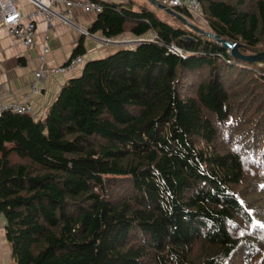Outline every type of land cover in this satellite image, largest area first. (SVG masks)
Segmentation results:
<instances>
[{"label": "trees", "instance_id": "16d2710c", "mask_svg": "<svg viewBox=\"0 0 264 264\" xmlns=\"http://www.w3.org/2000/svg\"><path fill=\"white\" fill-rule=\"evenodd\" d=\"M200 3L215 35L264 52V0ZM102 6L90 33L114 38L135 20L130 32L151 30L161 46L87 62L43 120L4 113L0 215L13 263L264 264L263 62Z\"/></svg>", "mask_w": 264, "mask_h": 264}, {"label": "crops", "instance_id": "0c3cea01", "mask_svg": "<svg viewBox=\"0 0 264 264\" xmlns=\"http://www.w3.org/2000/svg\"><path fill=\"white\" fill-rule=\"evenodd\" d=\"M72 2H80L85 0H70ZM102 4V0H93ZM121 3L113 1L105 3L118 4L122 9H126L134 14H153L157 19L168 23L172 26L190 29L199 35L211 33L214 34L205 20L202 10L200 15H195L189 9L170 8L174 13L187 21L198 31L188 27L176 16L167 13L161 5V0H121ZM104 3V2H103ZM16 6L25 15L33 11V6L26 0H17ZM118 7V8H119ZM98 14L84 13L80 8L74 7L71 10L69 19L75 27H69L61 24L59 21L53 22V28L48 33L47 46L49 53L46 56V66L58 67L62 66L68 59L72 58L73 52L78 46H82V56L85 64L89 61L100 60L114 54L119 50H128V48L104 46L92 38H88L79 32V29L90 32V29ZM24 19V24H26ZM35 23V41L33 46L26 48L22 43L15 42L8 34L6 29L0 28V97L7 102H17L30 105L33 110L31 116L35 120H43L49 106L56 99L61 88L72 78L78 77L84 67H79L73 73L64 75L46 76L42 80L37 81L36 85L39 89L37 93L32 92V85L35 80V72L39 69V56L44 45V36L47 31L45 21L41 17H36ZM135 20H129L126 23L125 32L117 38L125 37L129 41L137 38L145 39L148 43L161 46L153 31H147L141 36L133 35L130 29L135 24ZM77 27V28H76ZM200 31V32H199ZM96 36H103L101 32L92 33ZM208 37V36H206ZM132 50V49H131ZM14 264L10 247L5 239L4 219L0 215V264Z\"/></svg>", "mask_w": 264, "mask_h": 264}, {"label": "built area", "instance_id": "2783aa9c", "mask_svg": "<svg viewBox=\"0 0 264 264\" xmlns=\"http://www.w3.org/2000/svg\"><path fill=\"white\" fill-rule=\"evenodd\" d=\"M33 6V11L25 15L16 6L17 0H0V28L6 29L8 34L14 39L15 42L22 43L26 48L33 46L35 41V23L36 17H41L47 26V31L44 36V45L42 52L39 56L40 66L35 72V82L32 85V92L37 93L39 91L36 83L42 80L46 76L64 75L73 73L79 67L85 64V60L82 56H75L68 59L62 66L48 67L46 66V56L49 53L47 46L48 33L53 28V22L59 21L61 24H65L69 27H75L72 21L69 19L71 10L74 7L80 8L84 13L99 14L102 12L103 6L101 3L93 0H85L80 2H72L70 0H26ZM105 2L113 1L115 3H121V0H102ZM102 2V3H103ZM161 5L170 8H184L189 9L195 15L201 13L200 0H161ZM26 19V24H24ZM77 28V27H76ZM79 32L88 38H92L98 43L108 47H123L128 50L134 49V47L141 43H148L149 41L141 38H137L133 41H129L127 38H107L104 36H96L88 31L79 29ZM161 45V43H159ZM168 52L177 55L181 58H185L186 53L175 45L166 46ZM127 50V49H126ZM230 63L229 60L226 61ZM4 113H12L19 115H33V110L30 105L21 104L17 102H7L0 97V119Z\"/></svg>", "mask_w": 264, "mask_h": 264}, {"label": "water", "instance_id": "95a60500", "mask_svg": "<svg viewBox=\"0 0 264 264\" xmlns=\"http://www.w3.org/2000/svg\"><path fill=\"white\" fill-rule=\"evenodd\" d=\"M163 10H165L167 13L176 16L178 19H180V21H182V23H184L185 25H187L188 27L194 29L195 31H198L196 28H194L192 25H190L187 21H185L184 19H182L179 15H177L176 13H174L171 9L166 8V7H162ZM200 32V31H199ZM202 34L210 37L211 39H213L216 43H218L219 45H221L225 50H228L230 55L235 58L238 59L240 61H244L247 62L249 64L251 63H255L258 61H262L264 62V52L261 53H257L254 55H242L238 52V45L234 42H230L228 40H224L221 37L215 35V34H211L209 32L204 33L201 32ZM190 39V38H189Z\"/></svg>", "mask_w": 264, "mask_h": 264}, {"label": "rangeland", "instance_id": "374dc122", "mask_svg": "<svg viewBox=\"0 0 264 264\" xmlns=\"http://www.w3.org/2000/svg\"><path fill=\"white\" fill-rule=\"evenodd\" d=\"M235 61V60H234ZM263 64H264V62H263ZM251 66H252V68H257L258 69V63L256 62V63H251L250 64ZM13 262V261H12ZM10 263H11V261H10ZM12 264V263H11Z\"/></svg>", "mask_w": 264, "mask_h": 264}]
</instances>
